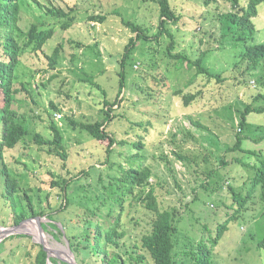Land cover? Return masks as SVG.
Segmentation results:
<instances>
[{"label": "rangeland", "instance_id": "1", "mask_svg": "<svg viewBox=\"0 0 264 264\" xmlns=\"http://www.w3.org/2000/svg\"><path fill=\"white\" fill-rule=\"evenodd\" d=\"M169 1L179 17L178 21H170L167 25L174 36V51L195 59L201 50L214 48L206 62L216 69L222 68L225 79L221 82L207 81L200 76L187 83L193 71L174 68V60L166 54L169 38L162 36L158 42L152 38L159 24L156 0H20L19 24L22 29L27 30L36 21L54 24L51 26L54 33L41 52L22 56L16 72L17 81L29 83L27 91L17 94L19 102L15 104L21 122L29 132L25 141L15 149H4L0 158V264H34L39 245L46 250L48 258L56 259L57 263L77 264L66 237L58 233L54 237L56 230L48 225L47 216L29 215L26 196L31 197L35 209L46 213L56 210L53 214L60 215L63 221L83 215L84 208L80 204L85 205L87 197L89 201L98 192L96 180L101 169L107 167L102 165L106 153L105 147L85 130L73 128L68 118L77 123L102 119L99 112L103 100L101 89L106 91L107 99L113 101L122 71L125 87L113 113L126 114L127 118H114L106 129L117 140L135 141L138 139L133 134L136 126L131 125L129 119L146 125L147 130L140 129L138 134L146 142L142 161L153 173L149 183L154 188L158 208L177 209L180 244L176 249V264H187L189 260L184 251L193 241L195 244L200 239L207 240L204 224H209L214 235L217 226L237 207L231 192L227 188L220 189L216 182H224L226 186L229 180L242 196L250 188L264 163V111L247 114L246 125L240 134L241 149L225 150L235 142L245 106L264 107V62L256 68L246 61L235 66L240 47L243 48L245 42L234 39L236 33L221 40L218 14L229 10L228 3L217 0L215 9L205 0ZM47 8H61L66 14L54 18L46 12ZM258 12L254 19L258 29L256 41L264 43V3L258 5ZM91 15H101L104 21L90 20ZM70 18V26L62 28V23ZM127 20L148 29L151 38L137 42L122 68L119 61L125 45L135 35L123 23ZM58 44L62 47L60 57L55 68H51L45 54L50 55ZM153 73H157L155 78L160 82L150 77ZM178 88L184 93H200L185 105L182 95L175 93ZM149 91L154 92L153 95L150 93V96ZM50 102L56 104L58 110H52ZM55 112L61 113L62 118L54 119ZM51 118L63 135L65 160L55 153L49 154L47 146L33 141L36 132L45 139L52 137ZM2 131L0 108V141ZM119 151L123 152L124 148L120 146ZM175 153L185 157V161ZM222 156L229 164L220 167L222 179H212L207 190L202 185L205 178L202 171L209 165L207 163L218 167ZM112 159L128 168L124 155ZM3 162L19 182V193L24 201L18 198L16 208L4 197ZM101 172L105 176L107 169ZM225 177L230 179L224 181ZM70 178L77 180L78 187L71 191V204L64 208L61 186L52 183ZM236 180H243L239 187ZM258 191L260 194V188ZM139 194L137 187L131 204L129 197L126 198L119 228L125 234L120 246L110 250L124 257L128 255L125 251L135 256L143 255L145 262L152 264L141 247L140 238L150 231L155 214L145 202L137 200ZM197 194L198 201L194 200ZM251 206L229 220L218 244L212 246L218 264H264V250L257 248L264 236V204L254 200ZM21 207L28 216L15 223L14 211L18 212ZM61 222L56 219L57 226L63 231ZM83 256L87 258V252ZM47 264L53 263L48 259Z\"/></svg>", "mask_w": 264, "mask_h": 264}, {"label": "trees", "instance_id": "2", "mask_svg": "<svg viewBox=\"0 0 264 264\" xmlns=\"http://www.w3.org/2000/svg\"><path fill=\"white\" fill-rule=\"evenodd\" d=\"M223 1L229 4V10L219 12L218 14V20L220 21L222 31L221 40L225 39L230 34L236 33L234 39H243L245 42L244 47H240L239 59L235 62V66L242 61H246L247 64H250L254 68L258 65L260 66L262 62H264V43L256 41L258 29L254 23V19L259 15L258 5L264 3V0ZM156 2L159 4V24L156 33L152 34V38L155 39L156 42H158L162 36H167L169 38L166 54L169 59L174 60V68L177 71L181 70V68L193 71L187 83L200 76L206 78L207 81H212L213 79L216 82H221L225 79L222 76V68L216 69L214 66L207 65L206 57L210 52L214 51V48L201 50L195 59L187 57L184 53L174 51V36L167 29V25L170 21H178L179 17L176 15L169 0H156ZM205 3L209 7L217 9V0H205ZM20 10V0H0V108L3 126L0 141V158L3 157L2 152L4 149H15L22 141H25L24 138L29 132L28 128L23 126L21 122L19 111L15 109V104L18 101L17 94L22 91H27L29 85V83L26 84L16 79L17 68L22 62V56L31 54V52H41L46 41L50 39L54 33V29L51 27L54 26V24L36 21L32 22L27 30L22 29L19 24V20L21 19ZM46 12L54 18H61L66 14L61 8H47ZM89 19L104 21V17L101 15H91ZM71 21L72 19L70 18L66 22H63L62 28L69 27ZM123 23L125 26L129 27L135 35L131 36L125 45L124 53L119 61L122 68L125 65L126 59L134 50L137 42L140 40L149 41L151 38L148 29H143L140 25L128 20ZM246 40L248 41L246 42ZM61 49V45L58 44L54 47L50 55L45 54L47 64L51 68H55V65L58 63ZM157 71L158 68H156L155 72ZM156 74L157 73H153L150 77L155 78ZM119 76L118 90L113 101L107 99L106 91L101 89L103 100L99 112L103 115L102 119L77 123L75 120L68 118V122L73 128L79 127L81 130H85L97 143L105 147L106 155L102 165H106L107 167H103L101 171L107 169V172L105 176L101 171L99 172L96 180L98 192L95 194V197L90 198L89 201L87 197V201L84 202L85 205L80 204V206L84 208L82 216L69 218L66 222L60 218V215L53 214L56 210L46 213L44 210L35 209L32 206L31 197L27 195L26 198L30 206L29 215L34 217L40 215L47 216L49 219L48 225L56 230V233L54 232V237H56L57 233L66 237L77 264H148L145 262V257L143 255L137 254L135 256L131 252L128 253L125 251V254L128 255L124 257L122 254L120 255L116 253V251L110 250L120 246V240L125 234L123 231L119 230L121 216L125 209V201L126 198L129 197V204H131L134 190L138 187L140 189V194L137 196V200L145 202V205L155 214V217L151 221L150 231L140 238L141 247L149 255L152 264H176V257L178 255L176 249L180 244L177 209L167 208L161 210L158 208L154 188L149 183V179L153 176V173L142 161L144 158L142 151L146 147V142L142 135H140V133L138 134L140 129L147 130L146 125L143 126L139 121L129 119V122H131L130 124L136 126L133 134L137 136L138 139L135 141L117 140V138L106 129L107 125L113 121L114 118H127L126 114L113 113V107L118 104L119 95L125 87L123 71L119 73ZM155 80L158 79L155 78ZM158 81L160 82V80ZM16 83L18 85H16ZM90 83L94 84L93 82ZM94 85L99 87L97 84ZM151 91H149V94ZM153 93L154 92L151 94L153 95ZM175 93H180L184 99V104L188 105L196 98V95L199 94L200 91L195 94L190 92L184 93L181 88H178ZM50 106L52 110H58L57 105L53 102H50ZM251 111L262 112L264 111V107L252 108L250 106H245L244 111H242L240 115L238 132L235 133V142L233 145L226 148V152L241 149L240 134L246 125V116ZM50 115L52 116V114ZM148 124L151 126L150 122ZM49 129L52 133L51 138L45 139L36 132L33 135V141L41 146H47L49 154L55 153L65 160L66 151L62 145L63 135L53 118H51L49 123ZM262 138H264V136ZM120 146L124 148L123 152L119 151ZM132 150H134V152H132ZM175 154L179 159L185 161V157L181 154ZM119 155H124V159L126 163H128V168H125L121 163L115 161V158L112 159ZM205 159L208 160V158ZM219 162L220 165L218 167H213L211 163H207L209 165L206 167L205 171H202L205 175V178H203L204 181H202V185L205 189L210 186L212 179H222L219 173L221 170L220 167H226L229 162L224 156L221 157ZM3 166L1 172L5 176L4 197L16 208V200L18 198L23 200L19 193V182L17 177H15L16 175L6 166L5 162H3ZM115 167L116 170L114 172L113 169ZM96 169L99 170V167ZM117 171H119V174H115ZM82 172L87 174L86 171ZM227 179L230 178L225 177L224 181H227ZM243 180H236V186L239 187V184L243 182ZM52 184L61 186L62 196L65 199L63 207L65 208L71 204V200L73 199L71 191L78 187L77 180L74 178L63 179L61 182L57 181ZM217 184L220 189L224 190L227 188L231 192L232 201L233 203H237V207L223 223L217 226L214 235L210 230L209 224L206 223L203 225V230L207 233V240L203 238L194 244L193 240L195 239L190 237L193 243L188 245L191 247L187 251H184L186 258L189 260L187 264H218L212 246L218 244L222 235L227 230L229 220L235 219L240 216L242 212L250 209L252 207L251 205L254 204V200H258L259 203L264 204V163L256 174V178L251 181L250 188L243 196L237 193L235 185L229 180L226 186L224 182L223 184L216 182V185ZM148 185L150 186L146 189ZM258 188H260V194ZM210 191H213V188L210 189ZM238 197L240 198L237 200ZM198 199L199 197L197 194L194 200L198 201ZM27 216L25 208L21 207L18 212L14 211L15 223L21 222ZM56 219L62 221L61 225L64 228L63 231L57 226ZM103 221L106 222V225ZM44 227L45 224H43V229ZM75 227H77V229H74ZM257 248L264 250V236L262 240L258 242ZM88 251L90 252L89 258ZM84 252H87V258L83 256ZM47 260L48 256L46 250L39 245V249L34 258V264H47ZM49 261L53 264H59L57 260L52 257H49ZM60 264L68 263L61 261Z\"/></svg>", "mask_w": 264, "mask_h": 264}, {"label": "built area", "instance_id": "3", "mask_svg": "<svg viewBox=\"0 0 264 264\" xmlns=\"http://www.w3.org/2000/svg\"><path fill=\"white\" fill-rule=\"evenodd\" d=\"M61 118H62V114L61 113H58V112L54 113V119L59 120Z\"/></svg>", "mask_w": 264, "mask_h": 264}, {"label": "water", "instance_id": "4", "mask_svg": "<svg viewBox=\"0 0 264 264\" xmlns=\"http://www.w3.org/2000/svg\"><path fill=\"white\" fill-rule=\"evenodd\" d=\"M47 256H49L48 254H47ZM49 259V258H48Z\"/></svg>", "mask_w": 264, "mask_h": 264}]
</instances>
